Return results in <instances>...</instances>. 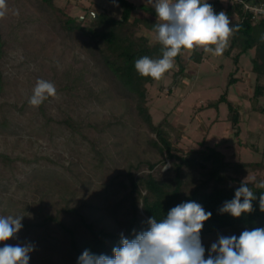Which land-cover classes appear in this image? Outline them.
<instances>
[{
    "label": "rangeland",
    "instance_id": "374dc122",
    "mask_svg": "<svg viewBox=\"0 0 264 264\" xmlns=\"http://www.w3.org/2000/svg\"><path fill=\"white\" fill-rule=\"evenodd\" d=\"M130 1L138 6L137 15L157 21L148 0ZM221 1L224 7L235 2ZM55 2L83 20L104 10L115 18L122 13L116 0ZM7 4L9 12L0 19L4 42L0 51V154L12 161L0 157V215H24V225L5 243L32 244L29 264H64L62 250L48 245L52 238L62 240V232L57 224L40 226L43 218L59 214L67 219L62 209L81 207L101 227L117 228L123 218H116L112 211L120 198L112 182L128 165L158 161L160 156L147 147L152 135L136 114L135 104L113 92L79 41L62 38L35 0H7ZM141 6L151 11L146 14ZM229 19L231 24L238 21L236 15ZM141 32L156 42L153 31L143 27ZM230 43L231 39L221 56L204 52L200 63L191 61L190 52L184 51L173 70L148 86L151 113L156 124L168 117L172 140L183 151L196 149L205 140L228 160L264 164V114L253 112L250 103L257 83L252 72L254 50L241 55L235 72L237 51L225 54ZM80 70L84 74L78 80ZM232 73L237 82L228 88V98L241 107L240 141L234 136L227 104L206 107L227 90ZM38 79L52 82L57 95L42 107H32L28 99ZM260 82L264 84V77ZM74 84L77 91L66 88ZM260 104L264 106V97ZM66 119L77 129L64 124ZM233 176L261 181L264 169L247 168Z\"/></svg>",
    "mask_w": 264,
    "mask_h": 264
},
{
    "label": "trees",
    "instance_id": "16d2710c",
    "mask_svg": "<svg viewBox=\"0 0 264 264\" xmlns=\"http://www.w3.org/2000/svg\"><path fill=\"white\" fill-rule=\"evenodd\" d=\"M116 1L122 10L120 18H115L104 10L97 14V18L92 13L83 20L58 7L55 0H35L37 8L52 20L55 31L62 38L81 43L93 66L109 82L113 92L135 104L136 114L152 135L148 139L147 147L158 154L160 160H140L136 164H130L112 182L114 194L120 197L114 202L112 211L116 218L118 215L123 218V221H118L117 228L101 227L81 207L62 209L67 219H61L59 214L47 215L39 225L59 226L62 240L52 238L48 242L49 248L62 250L64 264H77L78 257L84 250L96 255L111 256L113 247L120 246L121 234L132 239L136 233L147 230L150 217L154 216L159 221L172 207L195 201L212 213L201 232L207 258L212 245L207 240L213 239L216 242L220 236L239 237L244 230L264 228V212L259 207V196L264 193V189L255 187L260 179L245 181L257 195L251 213L234 218L230 214L219 212L225 201L234 198L235 190L244 181L233 174H242L247 168L264 169V164L228 160L217 147L206 145L205 140L200 147L183 151L172 140L170 130L173 127L168 117L157 124L154 122L148 98V86L154 80L141 77L136 72L134 63L145 55L153 59L161 58L162 46L157 41L151 42L141 32L143 27L153 31V25L157 21L137 15L139 8L130 0ZM245 2L264 4V0ZM208 3L216 13L224 11L229 18L235 15L238 17V21L232 25L238 26L239 30L232 36L225 54L229 56L237 51L233 58L237 72L241 55L254 50L252 72L256 75L257 83L250 97L251 110L264 114V106L260 104V99L264 97V84L260 82L264 77V19L255 20L242 3L234 2L228 7H224L221 0H208ZM140 9L146 14L151 11L147 6H141ZM3 46L4 42L0 40V51ZM187 51L190 52L191 61L200 63L203 60L204 52ZM181 58L182 55H178L175 61L180 62ZM184 68L181 65L180 71L183 72ZM83 74V70H80L78 80L83 78ZM236 82L237 78L232 73L227 90L218 99L210 101L206 107L218 108L221 103H226L234 136L240 141L241 107L228 98V88ZM66 88L77 91V84ZM0 89L2 90V86ZM64 124L73 130L77 129L71 120L66 119ZM0 157L12 161L5 154H0ZM165 166L168 168L163 170Z\"/></svg>",
    "mask_w": 264,
    "mask_h": 264
},
{
    "label": "clouds",
    "instance_id": "9594fccd",
    "mask_svg": "<svg viewBox=\"0 0 264 264\" xmlns=\"http://www.w3.org/2000/svg\"><path fill=\"white\" fill-rule=\"evenodd\" d=\"M154 8L157 22L153 25L155 40L162 46L161 58L147 55L134 63L141 77L162 80L175 68V58L184 50L221 56L230 39L238 31L226 12L216 13L208 0H148ZM9 12L7 0H0V19ZM19 15L17 11L15 13ZM57 89L47 80L38 79L28 103L39 107L47 99L55 98ZM166 170V167L164 168ZM264 189V180L255 184ZM256 193L245 183L235 190L234 198L220 207L221 214L234 218L253 211ZM260 211L264 212V193L259 196ZM212 216L195 201L172 207L163 219H148L147 230L128 239L121 234L120 246L113 247L112 255L92 254L89 250L78 257L77 264H264V228L244 230L239 237L220 236L212 243L205 258L201 232L204 223ZM24 215H0V264H29L30 243L11 245L5 243L15 238L22 229Z\"/></svg>",
    "mask_w": 264,
    "mask_h": 264
},
{
    "label": "built area",
    "instance_id": "2783aa9c",
    "mask_svg": "<svg viewBox=\"0 0 264 264\" xmlns=\"http://www.w3.org/2000/svg\"><path fill=\"white\" fill-rule=\"evenodd\" d=\"M235 2L242 3L244 8L249 11L255 20L264 19V4L257 5L245 2V0H234Z\"/></svg>",
    "mask_w": 264,
    "mask_h": 264
},
{
    "label": "water",
    "instance_id": "95a60500",
    "mask_svg": "<svg viewBox=\"0 0 264 264\" xmlns=\"http://www.w3.org/2000/svg\"><path fill=\"white\" fill-rule=\"evenodd\" d=\"M94 17H95V18H97V17H98V15H97V14H94Z\"/></svg>",
    "mask_w": 264,
    "mask_h": 264
}]
</instances>
